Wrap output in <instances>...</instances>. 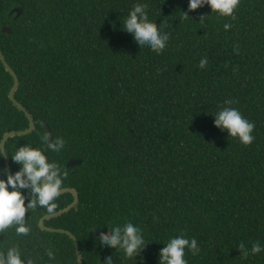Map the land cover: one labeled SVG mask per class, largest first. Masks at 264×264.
I'll return each instance as SVG.
<instances>
[{"label": "trees", "instance_id": "trees-1", "mask_svg": "<svg viewBox=\"0 0 264 264\" xmlns=\"http://www.w3.org/2000/svg\"><path fill=\"white\" fill-rule=\"evenodd\" d=\"M135 2L0 0L1 53L19 80L14 98L35 125L7 140L5 152L41 148L67 172L63 189H75L79 204L44 225L75 236L82 264H105L109 256L113 264H135L95 243L94 229L110 236L105 228L126 222L141 227L149 244L138 264H158L163 244L178 234L201 248L198 256L186 250L188 264H264V252L245 259L238 249L264 245V0H240L235 19L208 6L188 12V0H140L150 21L170 34L160 55L121 30ZM12 84L0 61V142L29 124L8 98ZM226 100L255 124L250 146L214 127L212 115ZM42 123L52 139L65 141L60 152L47 150ZM7 158L10 173L18 170ZM71 159L81 166L68 168ZM72 201L61 194L53 213ZM47 214H26L32 234L9 229L0 249L17 243L25 255H38V264H74L73 240L39 228Z\"/></svg>", "mask_w": 264, "mask_h": 264}, {"label": "clouds", "instance_id": "clouds-1", "mask_svg": "<svg viewBox=\"0 0 264 264\" xmlns=\"http://www.w3.org/2000/svg\"><path fill=\"white\" fill-rule=\"evenodd\" d=\"M239 4L240 0H188V12L208 6L211 14L235 19L234 13ZM183 16L190 18L185 12ZM208 16L202 17L200 22H204ZM120 23L121 30L131 35L139 48L157 55L167 48L170 34L162 31L157 23L150 21L147 3L137 0ZM162 24L163 22L159 25ZM230 28L231 24H224L226 31ZM207 64V57L202 58L199 68L204 69ZM231 104L233 101L226 100L224 105L218 106L215 115H212L214 127L226 131L228 137L237 139L242 146H250L255 139V124L246 119L238 108L231 107ZM44 140L48 151L58 153L65 146V141L59 137L51 140L45 137ZM4 155L18 165V170L9 174L7 169H0V234L13 229L17 237L30 236L32 226L25 219L26 214L37 208H44L48 213H53L57 207L55 202L61 195L68 174L58 163L49 162L48 156L41 148L28 144L16 147L11 156L6 152L0 153V159ZM105 229H108L111 235L104 236L101 233L96 237L95 243L98 242L104 249H117L123 259L134 260L135 264H138L137 257L149 245L142 228L132 222H126L123 226L116 225ZM238 249L247 259L250 255L264 252V245L258 241L248 249L241 243ZM186 250L192 256L200 255L201 248L198 247L196 238H187L183 234L170 237L158 253V264H188L185 258ZM44 254L49 262L56 261V253L51 248H46ZM39 259L38 255H25L17 243L8 245L6 250L0 249V264H38ZM74 264H80L79 257ZM105 264H113L111 256L106 258Z\"/></svg>", "mask_w": 264, "mask_h": 264}, {"label": "water", "instance_id": "water-1", "mask_svg": "<svg viewBox=\"0 0 264 264\" xmlns=\"http://www.w3.org/2000/svg\"><path fill=\"white\" fill-rule=\"evenodd\" d=\"M12 14H15V18L19 17L21 15V10L18 9V8H14L11 10V13L10 15ZM2 32L3 33H7L9 34L10 33V30L8 27H3L2 29ZM0 61L5 69L6 72L9 73V75L12 77V80H13V84H12V87L8 93V98L9 100L11 101V103L21 112L24 113V115L26 116V118L28 119V128L24 131H11V132H8V133H5L1 142H0V151L1 153H5V143L7 140L11 139V138H14V137H21V136H26V135H29L31 134L34 129H35V125H34V122H33V119H32V116L25 110V108L19 104L15 98H14V95L18 89V86H19V80H18V77L17 75L15 74V72L10 68V66L7 64V62L5 61V58L4 56L2 55L1 53V49H0ZM42 126L44 127L45 131H46V135L48 138H50V140L52 139V136H51V133H50V130L48 128V126L45 124V123H42ZM4 164H5V169L8 170L9 174L10 173V166H9V159L7 158L6 155H4ZM82 164V161L81 160H78V159H71L68 161L67 163V167L68 168H75V167H79L81 166ZM64 193H70L72 196H73V201L71 202V204H69L67 207L55 212V213H51V214H47V215H44L40 220H39V228L42 230V231H45V232H49V233H60V234H65L67 235L68 237H70L73 242H74V246H75V250H76V255H77V258L79 257L80 259V264H82V257H81V254L79 252V249H78V243H77V240L75 238L74 235H72L70 232L66 231V230H63V229H53V228H49V227H46L44 225V222L47 221V220H50V219H53V218H57V217H60L62 216L63 214L71 211L72 209H76L78 204H79V199H78V193L75 189H71V188H64L61 192V194H64ZM102 232V230L100 229H94L93 230V233L98 236L100 235V233Z\"/></svg>", "mask_w": 264, "mask_h": 264}]
</instances>
